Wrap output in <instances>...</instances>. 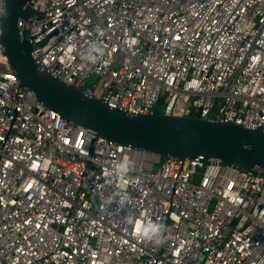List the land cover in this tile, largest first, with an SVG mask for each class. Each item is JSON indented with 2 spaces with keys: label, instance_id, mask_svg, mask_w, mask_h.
Wrapping results in <instances>:
<instances>
[{
  "label": "built area",
  "instance_id": "obj_1",
  "mask_svg": "<svg viewBox=\"0 0 264 264\" xmlns=\"http://www.w3.org/2000/svg\"><path fill=\"white\" fill-rule=\"evenodd\" d=\"M20 26L50 75L111 108L264 129V0H32ZM145 221L162 245L136 237ZM0 264H264V176L95 137L0 46Z\"/></svg>",
  "mask_w": 264,
  "mask_h": 264
},
{
  "label": "water",
  "instance_id": "obj_2",
  "mask_svg": "<svg viewBox=\"0 0 264 264\" xmlns=\"http://www.w3.org/2000/svg\"><path fill=\"white\" fill-rule=\"evenodd\" d=\"M32 0H2L0 46L19 86L36 100L58 112L74 126L95 137L130 145L158 155L221 164L264 176V129L246 128L227 121L178 116L163 112L127 113L111 108L52 75L31 55V44L20 22L30 12Z\"/></svg>",
  "mask_w": 264,
  "mask_h": 264
},
{
  "label": "clouds",
  "instance_id": "obj_3",
  "mask_svg": "<svg viewBox=\"0 0 264 264\" xmlns=\"http://www.w3.org/2000/svg\"><path fill=\"white\" fill-rule=\"evenodd\" d=\"M104 52L102 48L95 42L91 43L86 54L82 57L85 62L96 63L97 59L103 56ZM132 165L130 162L121 161L115 166L114 172L121 180L127 176L131 171ZM122 186V185H121ZM124 205L121 203L118 205L117 214L123 210ZM124 221L127 224H133L134 219L129 215L124 216ZM136 237L146 242L154 243L155 245H162L165 241L163 238L164 227L160 223L145 221L143 223H135Z\"/></svg>",
  "mask_w": 264,
  "mask_h": 264
},
{
  "label": "trees",
  "instance_id": "obj_4",
  "mask_svg": "<svg viewBox=\"0 0 264 264\" xmlns=\"http://www.w3.org/2000/svg\"><path fill=\"white\" fill-rule=\"evenodd\" d=\"M155 111L158 112V113H161L162 112V103H158L157 106L155 107Z\"/></svg>",
  "mask_w": 264,
  "mask_h": 264
}]
</instances>
